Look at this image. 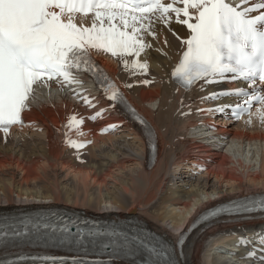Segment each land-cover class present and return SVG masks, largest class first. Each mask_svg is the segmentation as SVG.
<instances>
[{"label": "bare ground", "instance_id": "bare-ground-1", "mask_svg": "<svg viewBox=\"0 0 264 264\" xmlns=\"http://www.w3.org/2000/svg\"><path fill=\"white\" fill-rule=\"evenodd\" d=\"M156 29V39L147 37L152 48L139 58L128 57L147 61L148 74L133 75L118 57L99 56L157 133L155 165L147 166V143L140 128L123 115L104 111L96 121L86 119L81 133L67 128L69 116L86 117V111L103 109V100L88 110L73 103L64 91L40 94L43 101L38 108L24 114L33 121L35 131L21 128L0 133V211L59 207L114 222L129 218L175 242L179 231L206 208L264 191V123L256 118L245 123L249 117L235 123L228 113H198V108L237 100L201 102L198 96L205 92L177 91L171 72L187 31L174 23H157ZM213 90L208 87L206 91ZM111 122L121 125L108 135L97 134L100 126ZM206 127L217 144L202 143L198 135ZM66 133L75 140L91 139L92 144L72 148L65 142ZM226 143L222 151L220 145ZM263 223L222 224L202 234L194 231L177 252L178 263L249 264L241 258L247 246L238 252L231 249L238 245L239 236H251L248 231Z\"/></svg>", "mask_w": 264, "mask_h": 264}, {"label": "snow or ice", "instance_id": "snow-or-ice-1", "mask_svg": "<svg viewBox=\"0 0 264 264\" xmlns=\"http://www.w3.org/2000/svg\"><path fill=\"white\" fill-rule=\"evenodd\" d=\"M172 14L187 29L171 72L177 91L205 92L198 96L201 102L235 97L236 103L196 111L230 112L233 119L247 113L245 123L251 124L253 118L264 123V0H0V130L7 135L11 126L24 124L22 113L38 99L35 86L40 84L50 87L54 82L62 92L67 88L86 108L94 109L99 101L73 87L81 83L80 72L93 76L109 107L127 106L123 92L92 59L90 50L118 57L133 75L147 73V61L128 57L139 58L152 48L147 37L156 39V24H170ZM223 84L239 86L219 87ZM208 87L214 90L207 92ZM255 105L259 107L253 112ZM104 111L87 117L73 114L67 128L81 133L86 119L96 121ZM129 112L135 116L134 109ZM138 119L150 135L147 121ZM65 142L77 150L86 143L67 133ZM234 211L264 215V194L259 199L243 198ZM38 243L75 253L41 258L52 264H178L176 251L138 229L88 226L87 221L57 223L51 217H0V264H20L24 257L13 249ZM237 244L247 246L242 259L264 264V226L251 236H241Z\"/></svg>", "mask_w": 264, "mask_h": 264}]
</instances>
